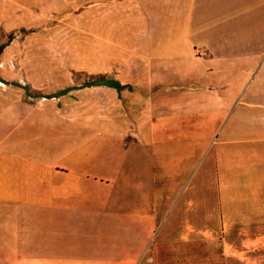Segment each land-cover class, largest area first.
I'll list each match as a JSON object with an SVG mask.
<instances>
[{"label": "crops", "instance_id": "0c3cea01", "mask_svg": "<svg viewBox=\"0 0 264 264\" xmlns=\"http://www.w3.org/2000/svg\"><path fill=\"white\" fill-rule=\"evenodd\" d=\"M42 1L0 0V34ZM94 1L95 26L117 33L106 80L124 88L94 86L117 97L116 120L0 117V264H140L167 159L214 162L224 226L264 224V53L247 50L246 0Z\"/></svg>", "mask_w": 264, "mask_h": 264}, {"label": "rangeland", "instance_id": "374dc122", "mask_svg": "<svg viewBox=\"0 0 264 264\" xmlns=\"http://www.w3.org/2000/svg\"><path fill=\"white\" fill-rule=\"evenodd\" d=\"M43 1L31 23L0 34V117L10 125H53L62 116H80L85 125L116 120L117 97L83 85L119 74L109 61L117 33L95 26L94 0H54V10ZM243 25L247 50L261 45L264 53V0H246ZM140 133L131 128L125 136ZM203 156L192 168L167 159L155 170L154 223L140 264H264V224L221 223L215 165L201 166Z\"/></svg>", "mask_w": 264, "mask_h": 264}, {"label": "trees", "instance_id": "16d2710c", "mask_svg": "<svg viewBox=\"0 0 264 264\" xmlns=\"http://www.w3.org/2000/svg\"><path fill=\"white\" fill-rule=\"evenodd\" d=\"M0 82H3V81L0 80ZM100 85H104V86L109 87V88H114L117 91H120L124 88L123 86L119 85L115 81L106 80V77L105 78L101 77V78L95 79L94 81H91L89 83H85L83 85V87H93V86H100Z\"/></svg>", "mask_w": 264, "mask_h": 264}, {"label": "built area", "instance_id": "2783aa9c", "mask_svg": "<svg viewBox=\"0 0 264 264\" xmlns=\"http://www.w3.org/2000/svg\"><path fill=\"white\" fill-rule=\"evenodd\" d=\"M205 54H206V53H205L204 51H199V52H198V55H199V56H205Z\"/></svg>", "mask_w": 264, "mask_h": 264}]
</instances>
